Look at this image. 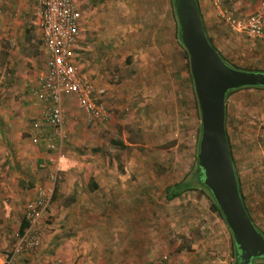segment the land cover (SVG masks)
Returning <instances> with one entry per match:
<instances>
[{"label": "rangeland", "instance_id": "374dc122", "mask_svg": "<svg viewBox=\"0 0 264 264\" xmlns=\"http://www.w3.org/2000/svg\"><path fill=\"white\" fill-rule=\"evenodd\" d=\"M230 1L243 9L246 0H217V4L213 0H197L206 36L227 64L264 74V45L230 31L219 16V12L224 11L239 19L248 15L244 9L234 11V3L230 4ZM118 2V5H104L96 11L102 13V21H92L91 28L85 30L87 49L82 56V65H79L81 72L92 82L94 99L106 108L107 119L89 125L73 100H63L67 109L64 139L60 142L61 155L56 162L47 161L53 156L46 150V140L42 139L44 134L50 135L48 128L40 132V137L36 135L38 140L26 136L34 114L18 117L19 122L8 117L12 111L9 103H13V110L17 112L20 111L18 107L28 112L24 109L27 104L20 107V101L26 98L20 87L16 86L13 92L4 88V92L11 93L7 97L4 92L0 94V114L5 121L12 119L13 125H17L5 127L4 132L8 135L9 145L14 146L15 159L25 160L26 167L21 169L29 179L30 188L50 187L48 174L51 171L55 174L48 216L39 226V243L30 252V257L42 254L39 264L61 262V258H51L54 250L58 247L67 249L70 243L72 249L80 250L76 241L83 242L84 238L97 244L98 239L104 238L109 243L114 232L120 239L122 233L111 227L120 220L116 206H112L116 200L124 201V211L135 209V217H140L142 224H146L138 229L143 232V227H148L152 201L156 200L159 207L166 186L183 178H192L199 112L195 109L194 91L187 79L182 52L173 35L168 2ZM224 106L225 130L241 195L254 226L264 236V89H238L227 96ZM37 108L39 116L42 105ZM15 140H20L19 147ZM91 183L99 187L92 190ZM33 191H30L29 200ZM118 191L124 199L116 197ZM201 193L205 200L203 210L197 212L194 208L191 219L186 218V224L182 226H193L192 223L197 221L203 226L205 238L187 234L189 238L185 241L184 236H180L177 245V235L172 231L169 238L159 237L149 243L148 260L143 264H157L163 256L172 264H233L231 234L226 224L216 214L213 216L206 193L203 190ZM187 194L180 204L174 199L159 207L163 225H173L172 218L180 219L179 215H174L178 211L184 212L183 215L191 213L195 193ZM131 201L134 206L130 209ZM101 205L108 211L101 212ZM16 209L17 205H14V211ZM23 210L20 206L13 214V240L9 247L15 241ZM121 216L129 218L130 213ZM215 218L221 221L226 237ZM180 224L171 226L172 230L177 231L175 227ZM160 231L156 234H161ZM6 247L0 245V257L7 251L4 250ZM103 247L107 246L104 244ZM181 249L185 250L183 254L179 252ZM86 254L90 256L88 252ZM134 255L133 251L122 258L129 260ZM65 261L71 262L67 256ZM29 263L26 260L22 264Z\"/></svg>", "mask_w": 264, "mask_h": 264}, {"label": "crops", "instance_id": "0c3cea01", "mask_svg": "<svg viewBox=\"0 0 264 264\" xmlns=\"http://www.w3.org/2000/svg\"><path fill=\"white\" fill-rule=\"evenodd\" d=\"M71 2L80 15L79 37L77 45L74 49V55L76 64L82 65V56L85 55V50L87 49L85 30H89V28H91L90 25L92 21H102V13H97L96 11L100 10L99 7H103L104 5L114 6L118 5L119 2L118 0H71ZM233 3L234 2L230 1V4ZM259 4L264 5V0H255L254 2L253 0H246L243 5V9L248 15L245 18L257 11L260 8L258 7ZM233 5L235 7L233 8L234 11H243V9L239 7L241 5H237L236 2ZM261 10V22L264 25V7ZM39 16L40 10L38 7V0H0V94L4 92L5 89L6 91L13 92L12 90L18 86L20 87L23 95L26 96L25 99L20 101V107L21 105L25 106V104H27L24 109H27L28 112L22 111L23 109L19 107L18 109L20 111L17 112L13 110V103H9L12 111L9 112L8 117H13V119L18 121V117L26 118L29 117L31 113L35 115L30 123L29 130L26 131L27 138H30V136L35 137L37 134H41H36L31 128L32 122L39 117V108H37V106L41 107L40 103L33 97L31 89L45 72L44 61L46 59L45 52L40 42V30L38 26ZM4 94L5 96L11 95V93L6 92H4ZM62 108L64 116L66 117L65 112L67 109H65L64 104H62ZM16 112L19 113V115H17ZM3 117V114H0V245L9 247L11 241L13 240L11 226V222H13V214L18 212L17 210L20 206L24 208L26 203L29 201L30 191L34 190L33 192L35 193V189L38 186L30 188L29 179L27 176L23 175V171L21 169L22 166H24L25 160L15 159L13 156L14 146L12 143L9 145L10 141L7 140L8 135L4 132L7 130L5 127L12 128V126L16 127L17 125H13L14 122H12V119H6L5 121ZM5 124H8V126ZM46 129L47 127L44 128V130ZM11 132L16 133L17 131L14 132L13 129H11ZM18 141L20 140H15L17 146L19 147L20 142ZM25 167L26 165L24 168ZM98 187L99 186L97 185L96 188ZM187 193L188 192L183 193L176 198V204H180V200L183 199ZM191 193H195V196L192 195V197L195 198V201L193 202L194 206L193 204L191 206V213L183 215L184 212L180 213V211H178L174 215H179L180 219L178 217L172 218L173 225L181 222L180 225L175 227V230L177 231L172 230L173 225L169 226L168 223L163 225L162 223L163 220L161 219V213L158 209L160 206H164V202H168L165 198L164 190L163 200L159 204V207L156 206V200L152 201L154 205L149 207L148 227H143V232H138V229L141 225L146 224H142L139 220L140 217H135V209L124 211L122 208L126 205H124V201L120 199L119 201L116 200L112 205L116 206V212L120 215L118 216L120 220L114 225H111V227L113 228V231L117 232V230H119L120 233H122V237H120L121 240L116 238V236L119 237V234L114 232L110 236L109 243L105 242L103 240L104 238L98 239L100 240L98 241V244L94 240H87L84 238L83 242L76 241V246L79 245L78 248L80 250L75 248L72 249V243H70L67 249H61V247L56 248L54 250V256L51 258H61L60 260L63 264H68L65 261L66 256L69 262L71 261L70 264H143L144 260H148L147 257L150 252V249H148L149 243L151 241H156L159 237L169 238V233L172 231L177 235L178 240L175 241L177 245L180 244V236H184L183 239L185 241L189 237H200L203 240V238H205L202 232L203 226H200L197 221L192 223L193 226L190 225L185 228L182 226L183 224H186V218L191 219L194 208H196L197 212L200 209L203 210L204 208L205 200L202 196L203 193L199 191ZM119 194L120 191H118V196L116 197L118 199L121 197L123 198V195ZM186 196L188 197V194ZM14 205H17L18 209H16V211H14ZM132 206H134V201L130 202V209ZM101 208V212H104V210L106 212L107 209L104 205H101ZM128 213H130V216H128L129 218L121 216L122 214ZM214 215L215 213L213 216ZM194 216L199 217L198 215ZM200 218H205V216ZM169 219L167 222H170ZM219 219L215 218L216 221L220 222L219 228L221 229L222 224ZM222 223L224 224V222ZM120 229H123L124 231H121ZM192 229L195 230V233L192 232ZM157 230H161V234L157 235ZM129 233L131 234V237L129 236ZM187 234L191 236L188 237ZM222 234L226 237L225 230L222 231ZM16 235H18L17 232L14 235L15 238ZM170 242H172V240ZM167 243H169V240H167ZM104 244L109 247L104 248ZM6 248L4 249L5 251L8 250ZM133 251L135 255L129 260L122 258L123 255H126V253L130 255ZM86 252H88L90 256L86 254ZM179 252L183 254L185 250L181 249ZM5 253L6 252H4L3 256L0 257V264L3 262ZM79 255H81V258ZM30 256L31 253L21 257L19 259V264L24 263L26 260L30 261L29 264H39L42 254L35 257Z\"/></svg>", "mask_w": 264, "mask_h": 264}, {"label": "built area", "instance_id": "2783aa9c", "mask_svg": "<svg viewBox=\"0 0 264 264\" xmlns=\"http://www.w3.org/2000/svg\"><path fill=\"white\" fill-rule=\"evenodd\" d=\"M217 4V0H213ZM40 16L38 26L40 42L45 52V72L31 89L33 97L42 105L38 119L31 124L32 131L40 133L44 128L46 150L53 156L47 161L51 164L60 157V142L63 141L64 113L62 101L71 99L85 115L89 125H96L107 119L106 108L94 99V88L90 78L81 72L75 62V47L79 37V12L71 0H38ZM260 8L245 19H236L230 12H219V16L230 31L250 39H258L264 45V25L261 22ZM38 136L41 134H37ZM40 137V136H39ZM38 140V137H34ZM50 187H37L33 197L26 203L23 219L27 226L15 238L13 245L6 251L2 264H19V259L28 255L39 243L38 231L48 216V208L55 182V174H48ZM49 264H62L54 260ZM157 264H171L163 256ZM254 264H264L256 262Z\"/></svg>", "mask_w": 264, "mask_h": 264}, {"label": "water", "instance_id": "95a60500", "mask_svg": "<svg viewBox=\"0 0 264 264\" xmlns=\"http://www.w3.org/2000/svg\"><path fill=\"white\" fill-rule=\"evenodd\" d=\"M179 42L188 58L199 112L197 166L231 234L238 264L264 258V239L240 200L224 131V97L230 90L264 86V75L225 65L207 42L195 0H171Z\"/></svg>", "mask_w": 264, "mask_h": 264}, {"label": "trees", "instance_id": "16d2710c", "mask_svg": "<svg viewBox=\"0 0 264 264\" xmlns=\"http://www.w3.org/2000/svg\"><path fill=\"white\" fill-rule=\"evenodd\" d=\"M196 1V5H197V9H198V13H199V17H200V20H201V23H202V27H203V31H204V35L207 39V42L209 43V45L215 50L217 51L214 46L211 44L209 38L206 36V33H205V29H204V26H203V22H202V16H201V12H200V9H199V6H198V2L197 0ZM168 2V8H169V11H170V17H171V22H172V29H173V35H174V38L176 39V42H177V45L179 46L181 52H182V56L181 58L184 60L185 62V69H186V72H187V79H188V82L189 84L191 85V88H193L192 86V80H191V77H190V73H189V65H188V58H187V54L185 52V49L182 47V45L180 44L179 42V34H178V28H177V24H176V20H175V17H174V11H173V7H172V3H171V0H167ZM233 15V14H232ZM234 18L236 19H239L237 18L236 16L233 15ZM257 41H259L258 39H255ZM220 59L222 60V62L227 65L228 67L232 68V69H235V70H240V71H245V72H254V71H251V70H248V69H238L234 66H231L230 64H227L225 62V60L221 57V55L219 54V52H217ZM264 75V74H263ZM251 88H256V89H264V86H255V87H243V88H239V89H251ZM238 90V89H236ZM236 90H230L228 91L226 94H225V97H224V104H225V100L227 98V96L229 94H231L232 92L236 91ZM193 92V91H192ZM194 102H195V109H196V112L198 113V108H197V103H196V99L194 97ZM198 115V114H197ZM226 113H225V106H224V131H225V136H226V141H227V147H228V151H229V155H230V159H231V163H232V167H233V171H234V175H235V178H236V183H237V189H238V194H239V197H240V200L242 202V205L244 207V210L246 212V215L248 217V219L250 220V222L252 223L253 227L256 229V231L258 233H260V235L263 237L264 239V236L261 232L258 231V229L254 226L253 224V221L251 220L249 214H248V211H247V208L244 204V201H243V198H242V195H241V191H240V186H239V180L237 178V174H236V171L234 169V165H233V160H232V154H231V151H230V146H229V142H228V136H227V132L225 130V125H226ZM199 134H200V125L198 126V130L196 132V145H195V152L193 154V157H192V165H191V168H192V178L190 180H186L185 178L181 179L180 181L176 182V183H173L171 184L170 186H166L164 188V195H165V198L166 200L170 201V200H173V199H176L178 198L181 194L183 193H186V192H194V191H199L201 192V190H203L206 195L208 196V203H209V208L212 212H214L220 219L222 222H224L223 220V217L218 209V207L216 206L214 200L212 199L211 197V194L209 193V191L202 185V179H201V172L197 166V159H196V153H197V145H198V139H199ZM121 146V145H119ZM91 189L94 190L96 189V185L91 183ZM197 187L199 189H197ZM54 190V189H53ZM53 195V193H52ZM225 223V222H224ZM27 226V223L26 221L23 219H21L20 223H19V226H18V231L17 233L18 234H21L23 232V230L25 229V227ZM231 255L233 257V264H238L236 258H237V250H236V247L231 239ZM170 260V259H169ZM254 263H256V260L257 259H254ZM253 261V260H251ZM259 261L263 262L264 263V258H259ZM171 262V261H170ZM172 264V263H171Z\"/></svg>", "mask_w": 264, "mask_h": 264}]
</instances>
